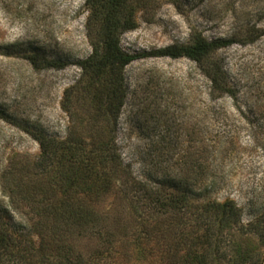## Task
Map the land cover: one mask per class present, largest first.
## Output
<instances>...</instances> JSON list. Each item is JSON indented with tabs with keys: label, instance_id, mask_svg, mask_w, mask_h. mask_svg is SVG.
Segmentation results:
<instances>
[{
	"label": "rangeland",
	"instance_id": "rangeland-1",
	"mask_svg": "<svg viewBox=\"0 0 264 264\" xmlns=\"http://www.w3.org/2000/svg\"><path fill=\"white\" fill-rule=\"evenodd\" d=\"M130 4L135 28L122 32L119 43L131 55L186 44L192 34L208 41H243L215 55L234 98L211 95L208 78L189 59L143 58L121 71L126 96L116 119L105 109V88L95 89L89 78L66 112L65 92L80 81L78 63L92 51L86 0H0V212H8L18 228L36 223L30 206L16 198V185L22 182L18 170L40 154L34 134L87 142L107 136L121 162L115 188L103 199L70 198L71 209L83 205L98 213L86 233L67 234L65 221L53 220L42 207L44 228L32 231L47 240L48 254L62 256L68 245L73 254L65 264L74 255L80 264H168L167 259L179 264L191 241L214 229L212 223L195 226L192 215L168 204L171 196L185 195L190 212L225 201L241 212L244 231L234 229L218 254L211 245L196 247L208 255V264H243L237 252L250 248L252 259L264 264V244L250 232L255 221L264 225V0ZM252 29L261 32L255 42L246 43ZM30 52L63 67L36 70L24 58ZM137 182L157 193L166 208L154 205V197ZM33 240L39 243L40 238Z\"/></svg>",
	"mask_w": 264,
	"mask_h": 264
},
{
	"label": "trees",
	"instance_id": "trees-1",
	"mask_svg": "<svg viewBox=\"0 0 264 264\" xmlns=\"http://www.w3.org/2000/svg\"><path fill=\"white\" fill-rule=\"evenodd\" d=\"M130 3L131 0H86L89 9L86 34L92 51L89 57L78 63L81 70L80 81L65 92L62 108L66 112L71 108L69 107L71 98L79 93L81 82L89 78L90 84L96 85L95 89H99V85L105 88L103 95L105 109L116 119L126 96L121 71L132 62L143 58L189 59L196 63L200 71L208 78L211 95H228L234 98L228 75L215 55L219 50L230 47L236 42L245 44L243 41H237L236 37L208 41L200 34H192L186 44H174L150 53L136 55L125 53L120 47L119 36L122 32L135 28L134 9ZM97 27L98 30H96ZM260 32L255 29L250 30L251 39H248L246 43L255 42ZM24 56L36 70L63 67L62 63L42 59L35 52ZM33 136L39 144L40 154L36 160L26 162L28 165L23 163L18 170L22 174L19 177L22 182L16 185L20 190L16 191L17 197H15L30 206L29 210L37 220L36 223L33 220L35 224L31 223L26 230L13 225V217L8 212L5 210L0 212V217L3 216L1 219L5 220L4 222L0 220V264H65L68 262L67 258L73 254L70 246L66 245L65 254L63 253L62 256L57 254L53 257L47 252V240L44 236L41 233L38 235L37 231H32L39 226L44 228L40 209L45 208L44 211L49 213V217L55 221H65L67 234L70 235L72 230H77L80 234L86 233L87 226L95 224L98 213L85 210L82 208L83 205H77L71 209L67 204L74 199L70 198L89 197L90 200L100 196L103 199L115 188V168H121V162L110 137L108 139L106 136L98 142L95 139L87 142L73 136H68L62 141L47 138L40 133ZM131 180L133 182L134 179ZM136 184L140 189L142 188L145 195L154 197L152 200L154 205H160L158 207L161 209L166 208V204L156 198L157 193L144 188L141 183ZM171 197L168 204L180 214L192 215L195 226L202 228V225L207 224L209 227L211 223L214 226L213 231L210 229L205 234L196 236L191 244L184 240V244L190 245L188 252L182 258L177 260L174 257L179 264H208V255L198 252L196 250L198 245H211L213 252L218 254L220 243L228 244V235L234 229L244 231L240 225L241 212L232 201L207 202L199 207L200 211L190 212L192 205L188 204L189 201L185 195L181 198ZM250 227V232L257 235L260 242L264 244L262 241L264 225L258 220ZM156 232L161 234L158 230ZM33 233L38 236V239L40 238L39 243L33 240L35 236ZM212 242H214L213 248ZM252 252L251 248L248 251H238L237 260L243 264L248 260L257 261L253 264H260L261 258L252 259L250 256ZM71 259L69 264H80V260H77L75 255V260ZM215 259H217L216 256ZM167 261L168 264L174 263L170 259ZM232 263L234 264L233 261Z\"/></svg>",
	"mask_w": 264,
	"mask_h": 264
}]
</instances>
